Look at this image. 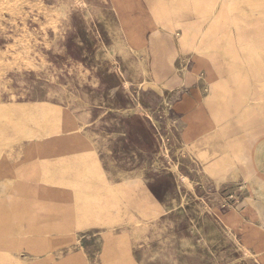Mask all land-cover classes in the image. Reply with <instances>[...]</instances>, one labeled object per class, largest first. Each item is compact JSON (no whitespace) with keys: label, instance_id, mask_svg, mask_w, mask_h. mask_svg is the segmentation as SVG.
<instances>
[{"label":"rangeland","instance_id":"rangeland-1","mask_svg":"<svg viewBox=\"0 0 264 264\" xmlns=\"http://www.w3.org/2000/svg\"><path fill=\"white\" fill-rule=\"evenodd\" d=\"M260 17L264 0H0V264H264V196L206 173L193 119L264 78Z\"/></svg>","mask_w":264,"mask_h":264},{"label":"crops","instance_id":"crops-1","mask_svg":"<svg viewBox=\"0 0 264 264\" xmlns=\"http://www.w3.org/2000/svg\"><path fill=\"white\" fill-rule=\"evenodd\" d=\"M258 12L255 11L256 15L262 14ZM259 19H254V24L264 23V17ZM216 70L208 73L203 67L211 79L209 86L219 80ZM232 89L230 111L222 119L217 109L208 105L207 97L197 106L193 119L194 128L201 131L202 166L215 179L237 174L242 182L254 185L264 196V78L239 81ZM222 164L224 166L220 170ZM254 206L262 215L264 198L258 199Z\"/></svg>","mask_w":264,"mask_h":264},{"label":"bare ground","instance_id":"bare-ground-1","mask_svg":"<svg viewBox=\"0 0 264 264\" xmlns=\"http://www.w3.org/2000/svg\"><path fill=\"white\" fill-rule=\"evenodd\" d=\"M224 0H222V2H223ZM208 2V1H207ZM222 5H223V3H222ZM225 8V7H224ZM226 11V10H225ZM155 15V14H154ZM223 15H226L225 13L223 14ZM220 21V20H219ZM224 21V20H223ZM219 23V22H218ZM173 27V26H172ZM174 29V28H173ZM214 31V30H213ZM203 36V35H202ZM190 37V36H189ZM199 37V36H198ZM180 49V48H179ZM201 59V58H200ZM206 60V59H205ZM245 79V78H244ZM227 101V100H226ZM139 111V110H138ZM141 111H143L142 109H141ZM140 112V111H139ZM67 130H69V129H67ZM65 131L64 130V136H61V138L59 139V141H62V140H67V139H72L71 137H69V135H68V133L69 132H71V131ZM59 134V133H58ZM56 135V137H60V135ZM40 138V137H39ZM36 139H37V137H36ZM76 141V140H75ZM69 143H70V145H72V146H74V145H76V144H74V143H76V142H72V141H69ZM60 144H62V146H64L63 145V143H60ZM67 144V143H66ZM71 146V147H72ZM70 147V146H69ZM64 149H70V148H68V146L67 147H65ZM87 156V155H86ZM86 156L85 157H83L82 156V158H85L86 159ZM80 159V158H79ZM85 159L83 160V161H85ZM72 168H74L73 166H71ZM75 169V168H74ZM74 172H75V170L74 171H72V173L74 174ZM21 176V175H20ZM21 178V177H20ZM22 180V179H21ZM41 185V184H40ZM36 187V186H35ZM41 187V186H40ZM44 187V186H43ZM38 189V188H37ZM40 189V188H39ZM42 192H43V190H45V188L42 190V187H41V189H40ZM47 190V189H46ZM108 190V189H107ZM109 191V190H108ZM45 193V192H44ZM133 202V201H132ZM138 203V202H137ZM139 206V205H138Z\"/></svg>","mask_w":264,"mask_h":264}]
</instances>
